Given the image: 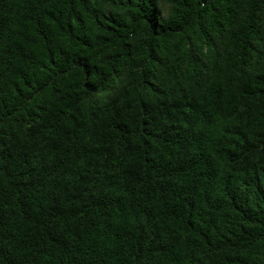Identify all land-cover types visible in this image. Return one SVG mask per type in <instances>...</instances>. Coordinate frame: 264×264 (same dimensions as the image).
<instances>
[{"label": "trees", "instance_id": "obj_1", "mask_svg": "<svg viewBox=\"0 0 264 264\" xmlns=\"http://www.w3.org/2000/svg\"><path fill=\"white\" fill-rule=\"evenodd\" d=\"M0 264H264V0H0Z\"/></svg>", "mask_w": 264, "mask_h": 264}]
</instances>
